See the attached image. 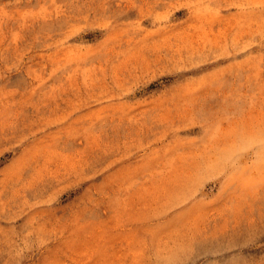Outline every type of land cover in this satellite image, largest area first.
<instances>
[{
	"label": "rangeland",
	"instance_id": "rangeland-1",
	"mask_svg": "<svg viewBox=\"0 0 264 264\" xmlns=\"http://www.w3.org/2000/svg\"><path fill=\"white\" fill-rule=\"evenodd\" d=\"M0 264H264V0H0Z\"/></svg>",
	"mask_w": 264,
	"mask_h": 264
}]
</instances>
